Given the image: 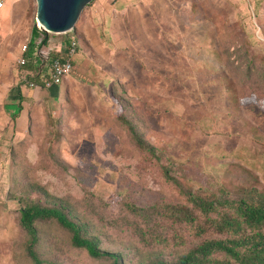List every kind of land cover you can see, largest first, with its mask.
Segmentation results:
<instances>
[{"label":"rangeland","instance_id":"obj_1","mask_svg":"<svg viewBox=\"0 0 264 264\" xmlns=\"http://www.w3.org/2000/svg\"><path fill=\"white\" fill-rule=\"evenodd\" d=\"M22 4L7 15L0 10V99L36 28L34 0ZM151 4L154 23L150 30L141 23L138 54L117 56L119 69L94 85L72 87L56 113L31 122L21 140L0 138V264H30L18 196L60 201L102 248L125 254L124 264H141L149 251L126 226L140 227L139 209L180 203L187 187L221 186L236 199L250 188L264 193V0ZM45 38L42 57L66 36ZM88 70L97 74L91 63ZM115 114L161 155L159 162L136 148ZM35 228L43 264H109L73 247L54 222Z\"/></svg>","mask_w":264,"mask_h":264},{"label":"trees","instance_id":"obj_2","mask_svg":"<svg viewBox=\"0 0 264 264\" xmlns=\"http://www.w3.org/2000/svg\"><path fill=\"white\" fill-rule=\"evenodd\" d=\"M30 35L23 53L24 64L16 67V73L21 79L41 86L36 81L40 74L34 61L35 52L46 45V38L35 27ZM38 37L42 39L35 45L34 40ZM72 38L65 43L67 47L73 43L76 51L78 38L75 35ZM56 57L48 55L44 64L49 65ZM112 101L116 103L114 99ZM115 118L125 126L136 148L159 162L161 155L155 153L134 126L121 115L115 114ZM160 168L163 177L172 181L165 165ZM180 194V203L156 204L149 207L150 211L139 209L140 227L137 222H127L137 244L149 251L141 264H264V193L250 188L236 199L228 197L221 186H215L196 190L187 187ZM40 196L34 193L15 199L20 205L18 226L27 236L24 253L30 264H43L36 250L35 223L46 222H54L68 231L70 244L83 249L90 258L124 264L125 254L102 248L99 238L88 234L86 224L75 218L64 204L58 200L46 201ZM152 217H163L167 223L162 225ZM151 222L153 224L149 225Z\"/></svg>","mask_w":264,"mask_h":264},{"label":"crops","instance_id":"obj_3","mask_svg":"<svg viewBox=\"0 0 264 264\" xmlns=\"http://www.w3.org/2000/svg\"><path fill=\"white\" fill-rule=\"evenodd\" d=\"M2 14L23 9V0H4ZM152 0H92L86 5L83 20L75 27L73 34L57 44L48 46L45 53L35 52L38 64L39 79L47 74L49 65L44 64L48 55L62 58L66 54V41L78 38L76 51L70 56L71 72L61 78L57 85L48 88L23 87L16 70H13L11 84L2 91L0 99L4 115V126L0 128L3 142L21 140L31 122L44 118L46 111L54 115L64 103L66 95L74 86L94 85L105 78V72L118 70L120 64L117 56L121 54H138L141 23L150 30L154 23ZM7 4V5H6ZM6 6V7H5ZM31 36V35H30ZM126 53V54H124ZM123 57V56H122ZM121 57V59H122ZM46 58V60L43 59ZM93 64L97 74L89 72V64ZM122 67V65H121Z\"/></svg>","mask_w":264,"mask_h":264},{"label":"water","instance_id":"obj_4","mask_svg":"<svg viewBox=\"0 0 264 264\" xmlns=\"http://www.w3.org/2000/svg\"><path fill=\"white\" fill-rule=\"evenodd\" d=\"M92 0H34L36 29L42 34L65 35L70 32Z\"/></svg>","mask_w":264,"mask_h":264},{"label":"built area","instance_id":"obj_5","mask_svg":"<svg viewBox=\"0 0 264 264\" xmlns=\"http://www.w3.org/2000/svg\"><path fill=\"white\" fill-rule=\"evenodd\" d=\"M2 3L0 2V8ZM21 56L17 59V66H21L24 64L23 53L25 52V46L20 49ZM74 52V44L71 43L69 47L66 49V54L62 58H54L50 61L48 72L41 78V86L40 88H48L52 85H57L61 78L65 77L71 72L72 66L70 63V56ZM21 85L27 88H36L38 85L28 82L20 78Z\"/></svg>","mask_w":264,"mask_h":264}]
</instances>
